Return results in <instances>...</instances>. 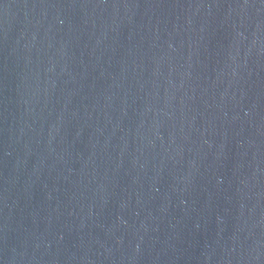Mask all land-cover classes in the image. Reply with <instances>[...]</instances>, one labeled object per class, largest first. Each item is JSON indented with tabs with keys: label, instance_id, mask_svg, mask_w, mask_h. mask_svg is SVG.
Segmentation results:
<instances>
[{
	"label": "water",
	"instance_id": "obj_1",
	"mask_svg": "<svg viewBox=\"0 0 264 264\" xmlns=\"http://www.w3.org/2000/svg\"><path fill=\"white\" fill-rule=\"evenodd\" d=\"M0 264H264V0H0Z\"/></svg>",
	"mask_w": 264,
	"mask_h": 264
}]
</instances>
